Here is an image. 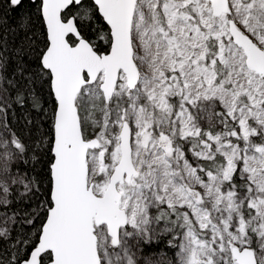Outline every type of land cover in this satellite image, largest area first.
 <instances>
[{
    "label": "snow or ice",
    "instance_id": "obj_1",
    "mask_svg": "<svg viewBox=\"0 0 264 264\" xmlns=\"http://www.w3.org/2000/svg\"><path fill=\"white\" fill-rule=\"evenodd\" d=\"M0 264H264V0H0Z\"/></svg>",
    "mask_w": 264,
    "mask_h": 264
}]
</instances>
